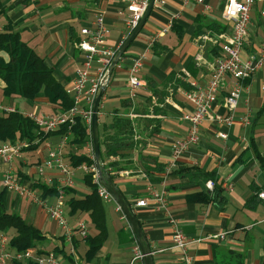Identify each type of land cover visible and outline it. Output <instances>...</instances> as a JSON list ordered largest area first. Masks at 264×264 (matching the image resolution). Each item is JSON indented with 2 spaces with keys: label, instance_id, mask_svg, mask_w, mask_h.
Here are the masks:
<instances>
[{
  "label": "crops",
  "instance_id": "1",
  "mask_svg": "<svg viewBox=\"0 0 264 264\" xmlns=\"http://www.w3.org/2000/svg\"><path fill=\"white\" fill-rule=\"evenodd\" d=\"M205 1L212 5L211 10L206 11L204 5L195 0L156 2L141 32L113 71L101 100L99 130L103 132L114 117L133 115V118L129 117L134 123L133 145L111 156L108 161L120 162L122 168L116 174L115 181L135 208L153 251L155 264H188L180 249L174 247L170 216L180 222L190 240L188 251L192 258L191 264H231V261L235 264L238 253L243 264H264V198L259 197V193L264 191V169L252 146L254 140L264 156V69L258 70L243 83L234 123L228 126L206 122L201 129V141L186 150L175 161V165L168 168L173 160V142L183 137L189 128L184 114L194 110L185 91L192 88L193 81L204 84L209 80V63L219 48L210 39H202L205 35L211 37L217 33L206 28L201 31L198 18L204 16L222 23L227 26L223 32H229L232 27V23L222 16L226 0ZM1 2L5 12L0 24L10 22L15 30H19L22 38L53 67L55 77L67 90L72 86L77 67L84 60L83 53L74 44L80 38V30L84 25L92 24L102 15L111 29L108 42L113 46L128 33L126 14L122 13L127 5L124 0ZM262 7L264 1L256 3L252 11L253 20L243 51L244 57L254 54L264 41V23L259 14ZM147 47L145 66L140 73L145 84L131 99L129 69L133 59ZM0 54L3 52L0 51ZM3 86L0 78V103L3 105L13 106L24 113H52L59 110L42 93L33 100L22 97L7 99L2 95ZM227 94L228 88L225 87L217 107L222 114L228 113L223 105ZM248 109H251L252 123L245 125L240 118ZM219 131L226 132L228 137H220ZM109 132L113 133L114 130ZM37 140L38 143L25 150L23 157L16 159L13 166L18 174L23 173L24 185L41 194L34 187L36 166L47 153V141L57 142L59 133L45 134ZM69 147L76 152L79 149L86 151V146L78 149L68 143L66 154ZM101 149L103 152L105 145L101 144ZM188 167H197L214 174L222 193L218 200L212 198L209 202H201L191 198L204 188L202 179H192L186 173ZM8 168L9 164L0 162V195L4 194L5 206L9 211H21L29 223L41 230L45 237L39 242L38 249L54 251L63 257L66 264H74V260L65 258L64 252H59L64 248L69 250L70 245L63 235L64 229L49 217L46 208L4 186V172ZM86 174L82 169L75 172L76 197H84L91 191L85 182ZM149 185L157 189L165 188L170 213L160 208L154 200L143 207L135 206L138 199L149 195ZM208 189L213 191L214 188ZM54 197H48V200L54 202ZM23 201L26 203L23 204ZM105 204L108 208L111 206L108 212L113 210L118 215L115 218L109 213L111 235L91 260L85 258V242H75L80 264H129L133 232L116 205L111 201H105ZM84 214L69 215L68 220L72 225L76 224L84 221ZM86 225L89 234L96 233L91 221ZM8 232L13 235L15 229ZM218 234L223 236L216 237ZM75 236L80 238L79 233ZM57 247L59 250H56Z\"/></svg>",
  "mask_w": 264,
  "mask_h": 264
},
{
  "label": "built area",
  "instance_id": "2",
  "mask_svg": "<svg viewBox=\"0 0 264 264\" xmlns=\"http://www.w3.org/2000/svg\"><path fill=\"white\" fill-rule=\"evenodd\" d=\"M124 1L127 2V5L122 13L126 14L125 23L128 33L117 45L109 44L108 38L111 29L102 15L98 16L92 24L84 25L80 30V38L74 42L75 47L83 53L84 60L77 67L72 86L68 90L74 102L73 107L68 111L58 110L52 113L23 112L35 121L40 132L46 134L57 133L64 125H69L67 132H58L59 140L57 142L47 141V153L36 166V182L56 188L57 194L54 202H50L48 198H43L35 190L24 185L22 176L14 169V161L23 157L25 149L31 145V142L22 139L0 142V162L9 164V168L4 172V186L8 190L16 191L21 197H30L34 202L40 203L46 208L49 217L64 229L63 235L70 245L69 251L75 256L74 264L80 263L76 256L77 252L73 244V237L78 233L82 236L88 233L85 221H78L72 225L68 220L66 190L75 186L76 170L82 169L87 174H92L94 181L98 185V194L104 201L110 202L114 198L107 188L100 183L92 138L90 137V140L86 143V154L94 161L93 164L83 163L77 167L71 166L66 159V145L72 135L70 127L75 124L77 116H81L91 130L93 103L101 81L116 52L127 36L139 24L150 2V0ZM183 1L188 2L190 0ZM195 1L203 4L206 11L212 9V5L205 0ZM263 1L226 0L222 16L226 21L232 23L230 31L211 37L208 35L202 37V39L208 38L216 44L219 47V52L209 63L211 69L209 80L204 84L193 81L192 88L185 91L187 98L194 106V110L184 114V118L189 122V128L183 137L176 139L172 144L173 160L168 167L169 169L175 165V161L186 150L201 141V129L206 122L228 126L234 123L235 111L241 97L243 83L250 79L258 70L264 69V41L254 54L248 57L243 56V51L250 35L253 20L252 11L256 3ZM259 14L264 23V7L260 8ZM3 30L4 26L0 24V32ZM149 47L145 51L138 53L129 69L128 88L131 99L135 98L138 90L145 84L140 77V73L145 66ZM225 87L228 88V94L223 100V105L227 108L228 113L222 114L217 110V107L219 105V96ZM16 110L13 106H6L0 103V111L14 112ZM251 115V109H248L240 119L245 125H249L252 123ZM128 116L133 118L132 114ZM218 135L222 138L228 137V134L224 131H219ZM34 143H38V140L36 139ZM112 174L116 175L117 173L112 172ZM207 187L213 189L214 182L208 181ZM229 188L233 190V187L229 186ZM148 191L149 195L138 199L135 202V206L143 207L150 200H154L160 208L170 213L165 188L157 189L149 185ZM259 197L264 198V191L259 193ZM116 209L121 212L118 204ZM133 209L135 208L133 207ZM169 221L173 228L172 240L174 247L180 249L183 259L188 264H191L192 258L188 251L189 238L176 218L170 216ZM215 236L219 237L223 236V234ZM131 251L129 264H144V255L135 237ZM29 259L36 261L38 264H66L63 257H60L54 251L38 254L35 249L13 250L9 246L8 232L0 234V264H7L8 261H25Z\"/></svg>",
  "mask_w": 264,
  "mask_h": 264
},
{
  "label": "trees",
  "instance_id": "3",
  "mask_svg": "<svg viewBox=\"0 0 264 264\" xmlns=\"http://www.w3.org/2000/svg\"><path fill=\"white\" fill-rule=\"evenodd\" d=\"M4 12L5 6L0 0V18ZM198 23L201 31L206 28L218 34L227 30V26L204 16H199ZM3 26L4 30L0 32V51L3 52V54H0V78L4 83L2 95L7 99L22 97L33 100L42 93L48 98L51 104L58 107L61 111H68L73 107L74 102L64 84L55 77L53 67L49 66L45 62V58L22 38L20 31L15 30L10 22L4 23ZM218 52L219 48H217ZM70 129L72 135L69 143L84 148L91 137V130L88 124L81 116H77L75 124ZM112 129L114 132L110 133L109 130ZM68 130L69 125H64L58 132L62 133ZM133 133V120L126 116L114 117L113 122L106 125L103 132L99 130L100 143L105 145V150L102 152V160L106 172L112 174V172L118 173L121 170L120 162L108 161V159L113 155L119 154L122 149L133 145V141L131 140ZM45 134L40 132L35 121L26 116L22 111H0V142L6 140L16 141L17 139L27 140L31 142V145L25 149L28 150L35 146L34 142L37 138ZM252 146L264 169V156L259 151L254 140H252ZM66 159L74 167L83 163H94L86 154V151L82 149L78 152H68ZM185 171L192 179H202L204 189L202 192L191 196L194 201L209 202L212 198L218 200L222 195L220 186L217 184L213 173L206 172L197 167H188ZM20 175L24 179L23 173ZM115 176L112 174L114 180ZM84 178L85 182L90 186L91 191L80 198L76 197L74 187L68 188L66 190L67 211L68 216L87 213L96 229V233H87L85 236L79 234L80 238H76L75 235L77 234H75L73 237V244L77 241L85 242L87 245L85 258L91 260L102 248L108 237L107 212L105 201L98 194V185L94 181L92 174H86ZM209 179H213L214 182L216 181L213 191L209 190L206 186ZM34 187L41 191L40 195L43 198L53 197L57 194L56 188L41 182H35ZM10 229H15V234L12 235L9 241L11 249L16 251L35 249L38 254L47 253L37 248L39 242L45 237L41 230L34 224L29 223L18 211H9L4 204V194L1 193L0 234L2 232H8ZM57 248L56 250H59ZM60 251L64 252L63 255L65 258L71 261L74 260L69 250H65L64 248ZM231 252L233 254V251ZM9 262L13 264H38L31 259L25 261H8L7 264ZM231 264H233L232 261ZM235 264H243L240 253L235 258Z\"/></svg>",
  "mask_w": 264,
  "mask_h": 264
},
{
  "label": "water",
  "instance_id": "4",
  "mask_svg": "<svg viewBox=\"0 0 264 264\" xmlns=\"http://www.w3.org/2000/svg\"><path fill=\"white\" fill-rule=\"evenodd\" d=\"M156 2L157 0H150L149 5L139 24L127 36V38L124 40V42L116 52L112 62L110 63L107 69L106 74L104 75L101 81L99 91L95 97L92 108L93 114L91 120V138L100 183L107 188L116 203L120 206L125 218L127 219L130 225L133 235L142 251V254L144 255V264H155L153 251L151 249V246L149 245L147 236L145 235V232L133 209L131 202L124 195L117 182L113 179L112 175L106 172L105 165L102 160V149L100 143L99 111L101 106V100L109 86L116 65L119 63L120 59L123 57V54L126 52V50L131 45L136 36L141 32L149 16L151 15Z\"/></svg>",
  "mask_w": 264,
  "mask_h": 264
},
{
  "label": "rangeland",
  "instance_id": "5",
  "mask_svg": "<svg viewBox=\"0 0 264 264\" xmlns=\"http://www.w3.org/2000/svg\"><path fill=\"white\" fill-rule=\"evenodd\" d=\"M1 100V99H0ZM22 108L24 107V106H21ZM26 108V107H25ZM24 109V108H23ZM25 110V109H24ZM77 147V146H76ZM82 146H80V147H77L78 149L79 148H81ZM71 149H72V147H71ZM70 149V147H69V153H71L72 152V150ZM77 151V150H76ZM75 150H74V148H73V152H76ZM79 151H80V149H79ZM25 198H28V197H25ZM53 199V198H52ZM54 200H55V197H54ZM112 204L114 203L115 205H116V207H117V203H116V201L113 199L112 201ZM26 203V201H23V204H25ZM109 208L111 209V206L109 205ZM108 207H107V205H106V212H107V224H108V218H109V213H110V215H111V217H115V218H117L118 217V215L117 214H115L114 213V211L112 210H109V212H108V209H109ZM13 211H15V210H13ZM16 211H18L20 214H22V215H24L21 211H19V210H16ZM120 212V211H119ZM121 212H122V210H121ZM121 212H120V214H121ZM123 213V212H122ZM82 214H84V213H82ZM124 215V214H123ZM25 216V215H24ZM85 217H87V218H85ZM125 217V216H124ZM90 217H89V215L87 214V213H85L84 214V216H83V218H82V220H84L86 223H89L91 220L89 219ZM89 221V222H88ZM9 235V241L11 240V238H12V233H9L8 234ZM110 235H111V231H110V229H109V225H108V237H107V239L110 237ZM106 239V240H107ZM106 242V241H105ZM8 264H13V263H11V262H9Z\"/></svg>",
  "mask_w": 264,
  "mask_h": 264
}]
</instances>
